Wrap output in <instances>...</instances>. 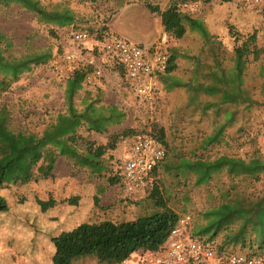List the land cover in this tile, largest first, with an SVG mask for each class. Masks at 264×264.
<instances>
[{
  "label": "rangeland",
  "instance_id": "rangeland-1",
  "mask_svg": "<svg viewBox=\"0 0 264 264\" xmlns=\"http://www.w3.org/2000/svg\"><path fill=\"white\" fill-rule=\"evenodd\" d=\"M40 1L0 0V161L6 163L17 157L16 174L21 178L15 183L11 181L13 184L8 189L10 200L21 202L24 208L39 211L40 223L44 227L55 228L53 233L59 234L83 222L104 219L120 222L151 212L153 203L149 194L154 184H161L163 187L171 184L174 185L172 192L176 193L171 202L172 207L181 215L192 216L193 230L204 224L202 213L213 202L207 186H197L194 181H189L188 184L184 181L178 182L172 175L159 169L149 190L129 197L125 195L121 183L110 184L107 176H94L88 168L75 166L71 160L58 155L43 140V130L55 120L58 112L65 109L66 78L78 64L89 63L90 59H94V66L101 70V75L93 78L92 83H85V90L76 96L77 104L81 107L87 90L95 97L99 88L103 103L118 105L125 110L127 117L123 124L112 127L109 133L89 134L82 128L80 131L88 138L105 144L111 133H122L125 129H133L134 133H137L146 127L151 129L157 125L165 130L171 142L173 135H189L203 123L190 124V117L184 111L186 109L178 112L188 96L183 87L168 91L159 81L153 98L142 100L130 87L122 69L100 51L98 43L106 35L103 33L110 31L108 20L114 14L112 11L110 16L104 15L101 19L103 24L96 29L65 22L60 15H64L62 12L66 10V6H56L55 0H43L47 4L39 5ZM87 1L93 3L97 0ZM172 1L174 0H127L128 4L133 3L125 15L129 28L126 27L123 33L113 34L131 42L142 43L144 46L165 44L169 53L176 49L180 57L172 75L176 79L187 81L192 77L194 68V63L189 57L198 54L203 43L200 34L188 28L183 38L178 39L165 32L158 38V28L160 29L162 20H158V14L149 16L152 11L147 6L159 5L164 10ZM188 1L194 5L190 8L193 16L202 20L211 32L225 39L227 48L229 47L228 57L232 52L227 28L235 22H243L247 31L256 29L258 45L264 49V0ZM177 3L181 1L178 0ZM140 4L143 5L141 8ZM87 7L77 4L75 8L87 12ZM143 7L145 8L142 9ZM92 8L98 9L94 5ZM143 10L149 11V14H145ZM82 29L88 31L92 39L81 44L75 43L72 40L73 33ZM140 32L153 35L144 36ZM101 36L102 38H99ZM69 52L79 53L72 63L66 60ZM252 63L245 84L253 97L264 101V77L255 79L256 69L261 63L264 64V58L258 63ZM193 119L197 121L196 117ZM175 123H178L179 132L174 131ZM249 125L251 137L256 139L260 152L264 154V106L254 111ZM6 139L10 142L6 143ZM124 139L109 153L108 161L112 174H115L119 164L125 163L127 159ZM253 148L254 144L247 141L242 144L241 152L247 154ZM38 156L40 158L32 163L31 159ZM11 178L12 175L7 176V179ZM263 183L264 181L259 187H262ZM38 199H54V204L45 212H41L37 204ZM22 239L21 230L0 226V264H52V245L49 240L41 241L39 254L27 257L22 252ZM215 240L220 243L222 234ZM227 249L236 253L260 252L257 245H238ZM94 262V259L86 257L76 264Z\"/></svg>",
  "mask_w": 264,
  "mask_h": 264
},
{
  "label": "trees",
  "instance_id": "trees-1",
  "mask_svg": "<svg viewBox=\"0 0 264 264\" xmlns=\"http://www.w3.org/2000/svg\"><path fill=\"white\" fill-rule=\"evenodd\" d=\"M177 1H172L164 10L159 5L147 6L161 16L165 33L180 39L190 28L200 34L203 43L199 53L189 57L194 63L189 80L176 79L172 75L180 57V53L172 49L168 52V71L159 75V81L168 91L183 87L188 96L178 112L186 109L190 124L203 125L189 135H173L171 142L163 128L157 125L151 128L166 149L154 175L157 176L161 169L178 182L188 184L194 181L197 186L209 188L213 202L202 213L205 223L193 230L195 237L214 243L224 252H235L228 247L257 245L260 252L252 254H264V183L259 187L264 181V154L260 152L256 139L251 137V126H248L254 111L261 109L264 101L253 97L245 84L252 62L258 63L264 58V49L258 45V31H247L243 22L229 24L227 37L232 55L228 57L229 47L225 39L211 32L202 20L193 16L192 11L184 9L183 5L190 1L180 0L179 4ZM256 70L255 79L263 78L264 64L261 63ZM94 72L95 67L87 62L78 64L70 72L64 88L65 109L46 126L42 137L58 155L71 160L75 166L88 168L94 176H107L110 184L120 183L118 175L111 173L109 153L122 139L133 135V129L111 133L105 144L80 131L84 128L89 134L109 133L127 117L125 110L118 105L103 103L99 88L95 97L87 90L79 107L76 96L85 90L87 77ZM193 117L197 118L196 122ZM175 127L174 131L179 132L178 123ZM247 141L255 148L242 154V144ZM39 158H32L31 162ZM16 159L13 157L6 163L0 161V226L23 232L21 248L27 257L39 254L41 241L47 239L52 245V264H76L86 257L97 262L119 263L137 251L159 249L183 216L171 205L176 194L172 192L174 185L154 184L149 194L153 203L151 212L120 222L112 219L83 222L55 234V228L40 223L39 211L10 200L9 187L21 179L16 174ZM8 175L12 178L7 179ZM37 204L41 212H45L54 204V199H38ZM219 234H222L220 243L215 240Z\"/></svg>",
  "mask_w": 264,
  "mask_h": 264
},
{
  "label": "built area",
  "instance_id": "built-area-1",
  "mask_svg": "<svg viewBox=\"0 0 264 264\" xmlns=\"http://www.w3.org/2000/svg\"><path fill=\"white\" fill-rule=\"evenodd\" d=\"M184 9L192 10L194 5L186 3ZM100 45V51L108 60L116 63L124 72L129 85L142 100H151L158 87L159 75L169 68V54L165 44L131 42L108 31ZM102 38V37H101ZM88 31L77 30L73 41L81 44L91 40ZM79 53L69 52L66 60L74 62ZM94 66V59L89 60ZM95 67V66H94ZM101 75H88L86 83ZM127 149L125 163L119 164L115 172L120 178L125 195L149 190L155 181V169L166 155L164 144L151 129L138 131L124 139ZM192 216L183 215L165 243L157 250L137 251L119 263L97 262L93 264H264V254L229 253L220 251L211 242H205L193 235Z\"/></svg>",
  "mask_w": 264,
  "mask_h": 264
},
{
  "label": "crops",
  "instance_id": "crops-1",
  "mask_svg": "<svg viewBox=\"0 0 264 264\" xmlns=\"http://www.w3.org/2000/svg\"><path fill=\"white\" fill-rule=\"evenodd\" d=\"M38 4L44 5V4H47V2H43V0H41L40 3ZM54 4L56 6H66V10L62 12V14L64 15H60V16H63V19H62L63 21L81 24L82 26L89 27V28H96V29H98L103 24L101 19L104 17V15L108 16L109 13H111L112 11V13L114 14L108 20V29L112 33L113 32L123 33L126 27H128V22L127 20H125V15L126 13L129 12L128 10L131 8V4L133 3L128 4L127 0H97L96 2H93V3H89L87 0H55ZM77 4L81 6H88L87 12L85 10L81 11L79 10V8H75ZM93 5L95 7H98V9L94 10L92 8ZM139 6L141 8L143 5L140 4ZM67 7H70L71 9L69 10ZM144 8L145 7H143L142 9ZM101 12H108V13L102 15L100 14ZM143 12H145V10H143ZM148 12L149 11H146L145 14L148 15L149 14ZM150 14L151 15L149 16L154 17L155 14H158V13L151 12ZM157 18L158 20L159 19L162 20L160 16H158ZM162 32H164V29H163V25L161 21L160 29L158 28V35H159L158 38L162 36L161 35ZM140 34L144 36L153 35V34H145L143 32H140Z\"/></svg>",
  "mask_w": 264,
  "mask_h": 264
}]
</instances>
